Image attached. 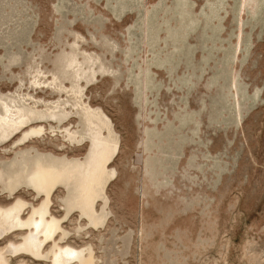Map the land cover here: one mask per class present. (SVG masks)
Returning a JSON list of instances; mask_svg holds the SVG:
<instances>
[{
  "label": "rangeland",
  "instance_id": "obj_1",
  "mask_svg": "<svg viewBox=\"0 0 264 264\" xmlns=\"http://www.w3.org/2000/svg\"><path fill=\"white\" fill-rule=\"evenodd\" d=\"M96 140L91 214L79 173L57 183L47 254L9 264H53L54 241L91 264H264V0H0V207L28 219L31 174L86 167Z\"/></svg>",
  "mask_w": 264,
  "mask_h": 264
},
{
  "label": "bare ground",
  "instance_id": "obj_2",
  "mask_svg": "<svg viewBox=\"0 0 264 264\" xmlns=\"http://www.w3.org/2000/svg\"><path fill=\"white\" fill-rule=\"evenodd\" d=\"M96 144L99 148L93 152L92 160L86 167L77 165L68 170L40 168L31 174L29 183L37 192H44L47 200L44 205L34 207L28 219L23 217L26 207L24 202H18L6 208L0 207V239L13 236L18 231L23 232L21 241L16 242L17 240L11 239L0 250V264H9L6 256L12 252L23 253L34 258H41L47 254L44 248L51 240H54L61 223L59 219L51 217L49 209L50 194L57 183H64L79 173L82 186L79 203L85 211L91 212L96 186L102 183L105 165L112 153L109 142L96 140ZM54 243L57 250L53 251V264H91V258L84 257L81 250L70 246H59L55 241Z\"/></svg>",
  "mask_w": 264,
  "mask_h": 264
}]
</instances>
